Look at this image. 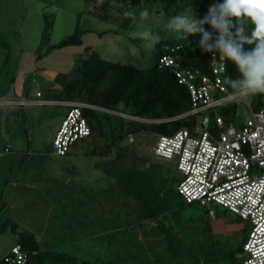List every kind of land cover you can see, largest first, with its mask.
Segmentation results:
<instances>
[{
	"label": "rangeland",
	"instance_id": "1",
	"mask_svg": "<svg viewBox=\"0 0 264 264\" xmlns=\"http://www.w3.org/2000/svg\"><path fill=\"white\" fill-rule=\"evenodd\" d=\"M160 5L122 6L120 13L100 0H0V227L8 222V228L0 232V261L17 243L12 232L15 224L18 232L34 235L42 250L53 243L54 249L48 250L51 255L66 250L78 259L64 264L242 263L250 221L216 203L187 205L177 191L182 174L176 163L152 152L156 135L139 136L135 145L127 139L119 141L111 157H106L99 152L112 138L105 127L104 137L95 134L78 142L70 157L53 152L69 110L59 103L61 88L73 78L86 47L108 61L149 69L155 57L139 33L150 30L160 40L178 36L164 27L168 20ZM145 8L149 16L141 19ZM125 12L133 15L125 18ZM78 29L87 30L83 46L51 51ZM24 62L38 70H33L25 95L34 98L40 91L50 103L23 108L4 105L18 86ZM41 71L62 74L58 88L43 83ZM257 96H248L254 107ZM246 103L245 97L238 101L232 120L238 127L251 115ZM210 119L214 127L215 120ZM94 150L96 154H88ZM120 150L128 153L124 160L130 159L129 163L116 159ZM146 161L153 165L147 175L155 186L154 198L165 212L152 221L144 219L141 212L146 209L133 200L134 186L120 185L113 174L126 170V164L142 170ZM210 211L218 218H212ZM72 229L78 237L73 234L69 239ZM84 237L89 239L79 241ZM76 238L70 246H60Z\"/></svg>",
	"mask_w": 264,
	"mask_h": 264
},
{
	"label": "trees",
	"instance_id": "2",
	"mask_svg": "<svg viewBox=\"0 0 264 264\" xmlns=\"http://www.w3.org/2000/svg\"><path fill=\"white\" fill-rule=\"evenodd\" d=\"M100 2L104 6L118 11L122 6L125 8L137 5L142 6L146 2L160 3V8L168 20L171 16L181 11L186 4H191L197 17L202 19L207 14L210 5L222 2V0H100ZM204 27L206 30L212 31L209 25ZM86 32L87 30H76L72 35L54 44L51 47V51L69 46H83V36ZM103 34H100V37ZM200 39V34H196L189 36L187 39H180L179 36H176L173 39L160 40V43L152 50L155 62L147 70L140 69L130 63L108 61L92 47H86V55L79 62L73 78L62 85V98L59 100V103L64 104L69 110L68 102L84 103L98 107L82 108L83 117L90 126L91 134L77 141L75 145L95 134L101 138L104 137L105 127H108L111 131V141L99 152L100 155L111 157L110 154L113 152L114 147L119 144V141L125 139L129 141L130 134L134 135L135 141L133 143L129 141V144L135 145L139 136H148L150 134L156 136L158 134L172 135L180 129L192 128L205 116L213 117L215 120L214 127L210 128L216 133L231 124L238 113V102H231L198 115L175 119L192 110L191 94L188 87L178 81L175 72L170 67L159 66L160 59L166 54H171L178 61L181 68L199 74L211 75L212 54L204 52L198 47ZM216 54L219 55L218 52ZM226 68L225 76L228 75L233 79L238 78L239 73L232 62L226 61ZM61 76L62 74H59L57 78L61 79ZM228 89L232 92L230 87ZM257 97V106H253L255 110H259L264 106V94H258ZM53 102L56 103L58 101ZM106 110L126 113L139 119L158 120V122L128 120ZM219 116L224 119V126L222 127L217 124V117ZM105 137L108 138V136ZM72 148L66 155L58 157L72 156ZM96 153L97 151L94 150L88 154ZM123 154L120 150L116 159H121L122 162H125L126 160L124 159L129 157H127L128 153L124 154L125 156ZM126 162L129 163L130 159ZM148 162H145L142 170L126 164V170L120 169L113 174L120 185H126V187L129 185L134 186L133 191L130 192L133 200L136 202L140 201L141 205L146 209V212H141L144 215V219L152 221L165 212L159 206L158 199L154 198L156 190L152 178L147 175L149 173L146 168ZM152 169L153 165L150 170ZM184 202L187 205H201L200 203L190 204L185 200ZM209 214L212 218H218L213 217L216 213L212 216L210 211ZM7 223L5 222L0 227V232L8 228ZM12 228V232L17 235V243L3 256L0 264H2L6 256L12 255V250L15 247H20L23 252L27 253V264H61L67 261H78L77 258H71L62 253H57L53 256L50 251L42 250L39 241L30 232H18L15 224H13ZM52 259L56 263H53ZM79 264H86V262Z\"/></svg>",
	"mask_w": 264,
	"mask_h": 264
},
{
	"label": "built area",
	"instance_id": "3",
	"mask_svg": "<svg viewBox=\"0 0 264 264\" xmlns=\"http://www.w3.org/2000/svg\"><path fill=\"white\" fill-rule=\"evenodd\" d=\"M215 56L211 75L181 68L171 54L160 59L159 66L170 67L191 94L192 110L175 119L198 115L242 99L234 97L223 83L226 61L219 62V55ZM245 99L251 111L245 125L238 127L231 123L216 133L210 128V117L205 116L192 128L180 129L172 135L158 134L152 152L159 158L176 163L182 174L177 191L187 203H200L203 206L216 203L250 221L252 229L243 247L242 264H264V106L255 110L251 100L248 97ZM48 103L40 91L36 93V99L14 101L9 97L6 101L8 107L17 104L21 108L29 104ZM67 105L70 107L69 113L52 145L57 156L66 155L77 141L91 134L82 108H98L77 102H68ZM106 111L128 120L158 122ZM217 124L224 126V119L217 117ZM129 141H135L134 135H129ZM211 215H214L213 211ZM27 261V253L15 247L12 255L6 256L2 264H27Z\"/></svg>",
	"mask_w": 264,
	"mask_h": 264
},
{
	"label": "clouds",
	"instance_id": "4",
	"mask_svg": "<svg viewBox=\"0 0 264 264\" xmlns=\"http://www.w3.org/2000/svg\"><path fill=\"white\" fill-rule=\"evenodd\" d=\"M132 15L124 13L125 18ZM148 16L146 8L140 12L141 19ZM164 27L180 39L200 34L198 47L212 54V60L216 61L218 52L219 62H232L239 76L233 79L227 75L223 83L232 89L234 97L264 94V0H222L210 5L202 19L191 4H186ZM139 36L147 42L149 52L160 43V36L150 30Z\"/></svg>",
	"mask_w": 264,
	"mask_h": 264
},
{
	"label": "crops",
	"instance_id": "5",
	"mask_svg": "<svg viewBox=\"0 0 264 264\" xmlns=\"http://www.w3.org/2000/svg\"><path fill=\"white\" fill-rule=\"evenodd\" d=\"M22 65H23V68H22ZM22 65H21V72L19 73V77H18V86H17V88L14 91H12V94H10V96H9V97H12L14 99V101L20 100L22 98H28L29 100L36 99V96L34 98H30L29 96H26L25 94H26V85H27L28 81H31L32 79H34L33 76H35V75H32L33 74V70L35 72H38V70H36L34 67L30 66L29 65V62L28 63H25L24 62V63H22ZM39 73L42 76L41 77V81L43 83H45L48 87L50 86V88H58V84H57V81H58L57 79L58 78L57 77H58V75L60 73H58L56 71H52V72L51 71H41ZM42 96H44V93H42ZM9 97L4 101V105H6V101L9 99ZM13 106H18L19 108H21L17 104L16 105H13ZM151 167H152V164H151ZM74 209L76 210L77 208H74ZM84 217H85V215H84ZM73 232H74V230L72 229L71 232H70V234H69V239L72 237L71 235H73V234L78 237V234L77 233H73ZM88 237H90V236H88ZM88 239L89 238H85L84 237V239L81 238L79 241H83V240H86L87 241ZM74 242H77V238L73 242H71V241H64L63 242L64 244H60V246H62V247H68V246H70L71 243H74ZM49 244H51V246L48 247V245H47V248L44 249V250H49L50 248L51 249H54V247H55L54 244L53 243H49ZM64 251L65 252H62V250H60L58 253H62L63 255L68 256V257H71V258L74 257V256H72L71 252H67L66 250H64ZM51 261L53 263L54 262L56 263V261L53 260V259ZM61 264H64V262L61 263Z\"/></svg>",
	"mask_w": 264,
	"mask_h": 264
},
{
	"label": "water",
	"instance_id": "6",
	"mask_svg": "<svg viewBox=\"0 0 264 264\" xmlns=\"http://www.w3.org/2000/svg\"><path fill=\"white\" fill-rule=\"evenodd\" d=\"M147 169H151V164H148L147 165Z\"/></svg>",
	"mask_w": 264,
	"mask_h": 264
}]
</instances>
